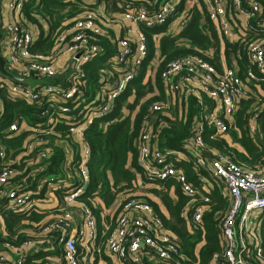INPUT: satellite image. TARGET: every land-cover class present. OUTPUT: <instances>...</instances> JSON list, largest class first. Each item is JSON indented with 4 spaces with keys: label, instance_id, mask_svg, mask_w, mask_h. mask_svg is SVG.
<instances>
[{
    "label": "built area",
    "instance_id": "built-area-1",
    "mask_svg": "<svg viewBox=\"0 0 264 264\" xmlns=\"http://www.w3.org/2000/svg\"><path fill=\"white\" fill-rule=\"evenodd\" d=\"M104 1L116 4L121 16L106 17L99 10ZM25 3L26 0H3L0 48L5 69L16 78L31 83L16 82L0 74V92L12 102H22L31 107L42 121L29 125L23 119L14 120L0 130L3 136L16 137L24 133L27 136L23 150L15 156L11 153L7 155L0 146V217L3 214H28L39 208L38 199L33 196L36 193L31 188L36 185L40 190L46 178L39 177L38 169L28 177L22 176L16 172L15 165L22 157L33 153L36 144H44L42 141L54 133V126L59 120L71 125L68 132L76 141L78 152L75 153L72 141L61 142L59 146L64 155V168L68 170L72 167L75 175H68L67 181L54 180L57 205L40 226L41 245L37 240L28 238L21 247L15 246L6 239H10L6 231H0V264H24L43 246V241L49 248L56 245L60 249V255H55L58 262L51 263L44 255L36 262L92 264L95 261L93 258L100 257V249L94 247L98 237L93 211L89 205L79 201L89 181L86 164L91 155L83 132L95 119L113 111L128 85L138 75L147 52V38L142 29L165 28L161 32L163 35L174 36L179 32H176L177 29L190 24L193 9L202 4L219 34L228 38L233 30L236 31V41L248 61L244 77L234 67L218 72L197 54L170 61L160 73L168 96L180 94L186 99L193 95L202 103V95H205L212 100L211 111H208L207 104L202 105L204 113L201 120L213 127L215 135H221L226 133L227 124H232V115L246 93L247 83L259 82L264 86L262 5L256 0H92L93 6L88 10L83 7L80 18L62 26L52 52L44 55L31 51L39 31L22 18L21 10ZM110 25L119 27L121 32L113 35L115 51L103 62L101 73L108 70L118 74L115 77L107 74L101 79L104 84L99 92L86 102L82 91L85 86L83 65L103 53L97 38L112 33ZM247 36L249 40H245ZM64 58L63 63L58 65ZM169 105V102L164 105L155 103L148 109L150 115L135 142L145 182H175L179 186L181 193L189 198L180 216L188 218L191 231L203 230L202 217L210 201V187H218L228 208L218 222L221 251L212 255L213 264L264 263L261 246L264 163L256 169H244L237 165L228 154L205 143L203 129L199 125L193 127L181 150H161L156 144L162 123L159 114L163 107ZM223 115L227 122L223 120ZM76 117L80 123L71 124ZM260 119L257 110L248 119L247 130L252 136H259ZM40 135L44 137L40 138ZM35 138L39 141L33 143ZM182 152H187L198 166L196 185L188 180L182 168ZM55 154L51 147L42 148L35 155V163L41 167L47 165ZM28 178L30 181L27 183ZM121 202L116 225L109 231L104 244L113 264H144V258L151 264L198 263L196 258H189L181 251L180 239L164 229L161 218L146 200L131 198L118 200L117 203ZM72 205L79 212L76 222ZM194 255L197 256L196 253Z\"/></svg>",
    "mask_w": 264,
    "mask_h": 264
},
{
    "label": "trees",
    "instance_id": "trees-1",
    "mask_svg": "<svg viewBox=\"0 0 264 264\" xmlns=\"http://www.w3.org/2000/svg\"><path fill=\"white\" fill-rule=\"evenodd\" d=\"M256 1L260 4L262 3L264 7V0ZM73 6L74 4L72 2H67L65 4L60 2V0H26L25 6L21 10L22 18L26 24L35 25L39 31V37L31 47L32 52L44 55L52 52L55 38L61 31L62 26L65 23H71L75 19L80 18V15L83 13V10L81 12L78 8H73ZM65 7L69 9L67 10L68 13H65L66 15L63 16L61 11H63ZM203 14L205 25H199L202 14L197 9H194L191 22L188 26L174 36L170 37L164 35L158 42H155L154 38L158 33L164 32L165 28L154 30L142 29L147 38V52L138 75L128 85L124 94L117 101L113 111L103 118L95 119L83 132V138L90 148L91 155L86 164V169L89 174L88 185L85 193L81 195L79 199L93 206L87 198H90L96 190L98 191L101 189V191H106L103 192V195L106 199V205L109 206L110 203L114 201L116 195V213L115 216L110 217L111 221H106L110 224L107 227V234H109V231L116 225L117 216L122 207V202L121 204L117 203L118 200L125 199L126 201L131 198L144 199L161 218L164 229L170 231L180 239L181 251L186 256L192 259L196 258L198 261L197 264H213L212 255L215 252L221 251L218 222L228 208V203L222 198L220 189L218 187L210 189V201L202 217L203 230L195 229L191 231L187 224L188 218L180 216L181 210L187 207L189 198L181 193L179 186L175 182H166L174 185L173 188L178 195L176 203H173L169 195H167L168 190L166 183L156 181L154 183L155 188L150 190V192L153 193L157 192L154 194L158 198H161V202L164 204L168 213L166 218L159 211L157 204L151 201L147 195L139 191L136 173L133 172L139 171L141 180L145 182L142 170L138 164V152L135 142L139 138L141 129L144 127V121L148 114L150 115L148 109L155 103L164 105L165 102H169L170 105L163 107L162 111H160L161 113L159 116L162 119V123L160 126V133L156 140V144L161 150H181L183 143L190 137L193 127L199 125L203 129L202 136L205 143L215 150L223 151L228 154L237 165L244 169H256L264 163V95L255 96L248 94L250 96H247L244 94L232 115V124H227L228 128L226 133L215 135L213 127L201 120L204 113L202 105L207 104L208 111H211V99L202 95V103H200L199 99L193 95H189L184 99V96L180 94H171L168 96L165 92L160 73L170 61L185 57L188 54L200 55L212 65L214 64L213 59L216 60V62L218 60L216 49L214 50L213 58L207 55L208 52H210V47L217 48L219 39L213 27V23L207 17L205 8ZM37 16L48 21L49 26L46 34L43 32L41 24L38 23L39 19ZM113 35L114 33L110 32L107 35H99L97 43L101 45L103 53L83 65L85 86L82 88V91H84L83 94L87 98L86 102H90L95 94L99 92L101 86L104 84L101 82V79L106 78L107 74H111L113 77L118 74V72L113 73L108 70H106L105 73H101L103 62L115 51V45L112 44ZM245 40H249V36H247ZM223 51L225 53V58L228 56L229 52L233 53L238 59L242 58L239 60L238 65L240 69H238L239 73L242 72L247 62L245 58L246 55L239 42H227L224 40ZM155 59H157L158 65L148 74V66L153 63L152 61ZM150 68L153 69V66H150ZM216 70L218 69L216 68ZM118 71H120V69ZM239 75L244 77L241 73ZM144 77H148L149 79L143 80ZM0 99L2 101L0 130L4 129L14 120L23 119L29 125H36L42 121L35 115L36 112L25 103L12 102L3 92H0ZM255 110L260 113L261 117L258 122L261 131L259 133L260 136L257 137L252 136L246 129L248 119ZM222 118L227 122L225 115H223ZM61 121L62 120H59L54 126V133L48 135L42 141L44 144H36L33 153L20 159V162L15 165L17 173L28 177L33 171H36L37 168L32 167L35 164V155L40 149L50 147L53 141L57 139L60 142L67 143L72 141L75 153L77 154L78 148L76 141L72 139L71 134L68 132V128L71 127V125ZM73 121L74 122L70 123H80L78 117ZM224 135H228L231 143H236L238 147L232 146L227 139L224 138ZM43 137V135H40V138ZM26 140L27 136L25 133L16 137L3 136V134L0 133V143L6 144L5 152L7 155L9 153L13 156L20 154ZM256 140H258V144L255 142ZM37 141L39 140L35 138L33 143ZM55 152L56 154L47 164L46 170L42 173L39 172L38 175L40 178L51 176L53 180L59 179V181H67V176L70 174L75 175V171L72 167H69L68 170L64 168V155L60 148ZM135 158L137 159V163ZM181 158L182 168L188 180L196 185V170H198L196 162L187 152H182ZM1 169L2 164L0 162V170ZM66 171L67 173H65ZM107 172L111 174L112 183H110L107 178ZM41 187L40 190H37L36 185L31 188V190L35 189L32 190L36 193L33 194V196L38 200L42 198V194L45 191L43 184ZM46 213L47 210L39 207L28 214L16 215L13 218L8 214H3L0 217V221L11 233L14 224L22 219H28L31 225L36 226V233L40 235L41 222L45 219ZM14 235L15 239H11V237L10 239H6L15 246L21 247L26 239H28L22 231ZM37 239L42 240L39 237H37ZM261 240V246L264 250V221L261 228ZM45 251H52V254L49 255H60V249L56 245L49 248L48 244L43 241V246L35 254L30 255L24 264H49V262L45 260L36 262V260L43 258ZM194 253L197 254L196 257ZM103 258L106 260L107 264H112L107 257ZM93 260H98V258L95 257ZM143 262L144 264H151L148 259L145 260V258ZM95 263L96 261L92 262V264Z\"/></svg>",
    "mask_w": 264,
    "mask_h": 264
},
{
    "label": "crops",
    "instance_id": "crops-1",
    "mask_svg": "<svg viewBox=\"0 0 264 264\" xmlns=\"http://www.w3.org/2000/svg\"><path fill=\"white\" fill-rule=\"evenodd\" d=\"M60 2H63L65 4L67 2H72L74 4L73 8H78L81 12L83 10V7L88 10V9H90L93 6L91 4L92 3V0H72V1L60 0ZM261 5H263V4L261 3ZM203 7L204 6L202 4H199L197 7L194 8V9H197L202 14L201 15V18H200V21H199V25L200 26L205 25V18H204V14H203L204 8ZM94 8H96V6H94ZM68 9H69L68 7H65V9L63 11H61V14L63 16H65L66 15L65 13H68V11H67ZM99 10L106 17H112L113 16V17H116L117 18V17H120L121 16V13L119 11L118 6L116 4H114L112 1H110V2L104 1L103 4L100 5ZM261 10H262L263 16H264V7L263 6H262V9ZM37 18L39 19L38 20V23L41 24V26L43 28L44 34H46L48 32V26H49L48 21L45 20V19H43V18H40V16H37ZM30 26L32 28L35 27V25H30ZM110 27L111 28H109V29L111 30L112 33H115L116 35H119L120 34L121 31L119 30V27L114 26V25H110ZM213 27H214V25H213ZM215 30H216V32L218 34V39H219L218 40V45H217V48L216 47H210L211 48L210 49V52H208V54H207L210 58H213V56H214V50L215 49L217 50L218 60L216 62V60L213 59V63L215 64V66H214V64H213V66L218 69L217 70L218 72L221 71L224 68H227V67H234V68H236V70L239 73V70L240 69H239V66L238 65H239V60H241L242 58L241 59H238V57H236L235 55H233V53H230V52H229L228 56H226V58H225V53L223 51V48H224V40H226L227 42H234V41H236V38H238V35H237L236 31L233 30V32H231L230 35H229V37L227 38V37H223L221 34H219L218 33V30L216 28H215ZM176 32H178V30H176ZM206 32H207V30H206ZM162 35H163V33H162ZM154 40H155V42H158L159 41V39L157 38V36H155ZM212 53H213V55H212ZM65 59L66 58H64L61 61H59L58 62V65H61ZM152 62L153 63H151L148 66V74L151 73L156 68V66L158 65L157 59H155ZM246 62L248 63L247 59H246ZM247 63H246V66H247ZM150 66H153V69H151ZM246 66L242 70V72H240L241 74L244 73V71L246 69ZM146 79L148 80L149 78L148 77H144L143 80H146ZM247 84L249 85L247 87L246 93H245L247 96H250V95H255V96H257V95H264V86L261 83H259V82H255V83L248 82ZM248 94H250V95H248ZM1 102L2 101L0 99V109H2ZM224 138H226L227 141L232 146L238 147L236 143H234V144L231 143V140H230V138H229L228 135H224ZM55 142L58 143L59 146H60L61 142L58 139ZM255 142L258 144V140H256ZM135 161L137 163V159L136 158H135ZM47 166L48 165H44V166L41 167V165H38L37 163H35L34 166H32V167L37 168L38 169V170L36 169L37 172L42 173L43 171L46 170V167ZM35 168H33V169H35ZM39 168H42L43 171L40 170ZM33 172H35V171H33ZM133 172L136 173L135 175H136V178H137L136 179L137 182L138 183L139 182H143L141 180L140 172L139 171H133ZM107 178H108L109 182L112 183L110 172H107ZM144 184H146V185L145 186H141L143 184L142 183L139 184V189H140L139 191L141 193H144L145 195H147L151 201L155 202L157 204L158 208H159V211L163 214V216H165L167 218L168 213H167V210H166L164 204L161 202V198L160 197L158 198L154 194V193H157V192H154V193L153 192H150V190H152V189L155 188V185L154 184H148V183H144ZM166 185H167V190H168V194L167 195H169V197L173 201V203H176L177 196L178 195H177V192L175 191V189L173 188L174 185L171 184V183H166ZM43 186L45 187V191L42 194L43 195L42 198L38 200V207H41L44 210H47V213L45 214L46 215L45 219H46L47 216H49V214H48L49 211L52 210V209H54L56 207V205H57V200H56V197H55L56 191H55V187H54V180L52 179L51 176L46 177V180L44 181ZM210 188H213V186L210 187ZM145 189H146V191H145ZM172 189H173V191H172ZM32 190H34V189H32ZM103 192H106V191H104V190L101 191V189H99L98 191L96 190L92 194V196H90V198H87V200L89 202H91L92 205H93V206H91V208H92L93 215H94L95 222H96V226H97V237H98V240L101 239V236H102L103 232L105 230H107L108 225H110L109 223H107L108 221H111V218L110 217L111 216H115V213H116V203H115L116 195L114 197L115 198L114 201H112L110 203V205L108 206V205H106V199L104 198ZM117 199H119V198H117ZM73 209L76 210L75 209V206L73 207ZM8 215L12 216V218L14 216H16L14 214H8ZM97 215H98V218H97ZM76 221H77V219H76ZM20 223H22L21 225H23V223H28L29 226H32L31 225V222L28 219H22V220H20L18 223L14 224V225H17V224H20ZM2 225H3V223H2ZM3 227H4V225H3ZM23 228H24V230H26L25 226ZM27 230H29V229L27 228ZM22 232H24V234H27L26 231H23L22 230ZM23 248L26 249V247H23ZM53 250H54V248H53ZM105 253H106V256L105 257H107V259H109L110 256L108 255V253L106 251H105ZM49 254H52V251H45L44 252V255L46 257H49V260H48L49 262L56 263L58 261L57 256H55V255H49ZM103 259L102 258L101 259L98 258V260H95L96 261L95 264H107L106 260L105 259L103 260Z\"/></svg>",
    "mask_w": 264,
    "mask_h": 264
},
{
    "label": "rangeland",
    "instance_id": "rangeland-1",
    "mask_svg": "<svg viewBox=\"0 0 264 264\" xmlns=\"http://www.w3.org/2000/svg\"><path fill=\"white\" fill-rule=\"evenodd\" d=\"M68 1H72V0H68ZM178 31H181L182 30V28H179V29H177ZM163 37V35H162V33L160 32V33H158L157 34V38L159 39V40H161V38ZM59 77V76H58ZM246 129H247V126H246ZM56 140H54L53 141V143L50 145V147L53 149V150H57L58 148H59V144L58 143H56L55 142ZM0 146L2 147V148H4V149H6V144H3V143H0ZM140 183H142L143 185H141V186H145L146 184H144L143 182H139V184ZM88 185V184H87ZM86 190V189H85ZM85 190H84V193H85ZM56 191V190H55ZM83 193V194H84ZM82 194V195H83ZM79 201L80 202H84L85 203V201H82V200H80L79 199ZM85 204H87V203H85ZM88 205V204H87ZM75 205H72V208L74 207ZM90 206V205H89ZM91 207V206H90ZM207 207H208V205H207ZM92 209V208H91ZM48 217V216H47ZM78 217H79V212H78V210L76 209V210H74L73 211V218H74V221H76V219L78 220ZM45 220V219H44ZM44 220L41 222V224L44 222ZM29 223V222H28ZM28 223H23V225H21L22 223H20V224H17V225H14L13 227H12V229H11V233L7 230V229H5L4 230V227H3V225L1 226V221H0V231H6V236H8V237H11V236H13L14 238L13 239H15V233H18V232H20V231H26V233L27 234H25L28 238H30L31 239V241H35V240H37V242H38V244H40L41 245V243L39 242V240L37 239V237H40V235H38L37 233H36V226H34V225H32V226H29L28 225ZM25 226V228H26V230H24V227ZM27 228L29 229V230H27ZM96 231H97V226H96ZM7 233H9V234H7ZM22 233H24V232H22ZM108 233V231L107 230H105L104 232H103V234H102V236H101V239H97L96 240V243H95V245H94V247H95V249H97V248H99L100 249V252H99V254H100V257H99V259H103V257H105L106 256V253H105V239H106V237H107V234ZM169 234H172V233H170V232H168ZM35 235L37 236V237H35ZM43 239H45V237L43 236ZM91 244V243H90ZM109 255V254H108ZM111 258V257H110ZM109 258V259H110ZM112 259V258H111ZM110 259V261H111V263L113 264V259L111 260ZM104 260V259H103ZM58 262V261H57ZM8 264H10V263H8Z\"/></svg>",
    "mask_w": 264,
    "mask_h": 264
},
{
    "label": "water",
    "instance_id": "water-1",
    "mask_svg": "<svg viewBox=\"0 0 264 264\" xmlns=\"http://www.w3.org/2000/svg\"><path fill=\"white\" fill-rule=\"evenodd\" d=\"M2 2L3 0H0V42H1V38H2V32H1V7H2ZM0 74H3L5 76L10 77L13 81H21V82H26V83H31L29 80H20L18 78H16L15 76H13L12 74H10V72H8L5 69V60L1 55V48H0ZM30 181V178L27 179V183Z\"/></svg>",
    "mask_w": 264,
    "mask_h": 264
}]
</instances>
